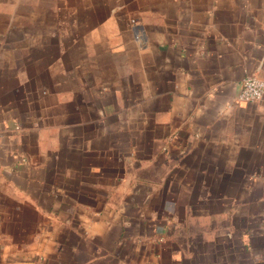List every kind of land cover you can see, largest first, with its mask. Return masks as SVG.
<instances>
[{
	"label": "crops",
	"instance_id": "crops-1",
	"mask_svg": "<svg viewBox=\"0 0 264 264\" xmlns=\"http://www.w3.org/2000/svg\"><path fill=\"white\" fill-rule=\"evenodd\" d=\"M264 0H0V264H264Z\"/></svg>",
	"mask_w": 264,
	"mask_h": 264
},
{
	"label": "built area",
	"instance_id": "built-area-1",
	"mask_svg": "<svg viewBox=\"0 0 264 264\" xmlns=\"http://www.w3.org/2000/svg\"><path fill=\"white\" fill-rule=\"evenodd\" d=\"M264 97V78L247 75L242 81V87L235 102L255 103Z\"/></svg>",
	"mask_w": 264,
	"mask_h": 264
}]
</instances>
